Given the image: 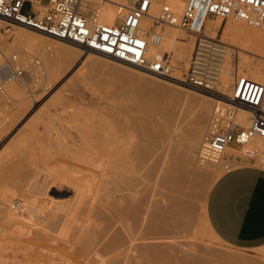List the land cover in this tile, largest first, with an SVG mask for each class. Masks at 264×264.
Wrapping results in <instances>:
<instances>
[{"label":"rangeland","instance_id":"obj_1","mask_svg":"<svg viewBox=\"0 0 264 264\" xmlns=\"http://www.w3.org/2000/svg\"><path fill=\"white\" fill-rule=\"evenodd\" d=\"M117 1L120 5L129 6L134 0ZM247 26L245 24V27ZM263 29L264 27L256 28V30ZM0 30V36L9 44L6 57L15 54L21 59L37 58L42 63L43 61L37 53L41 52L42 54L49 51L56 60L55 66L53 64L55 72H52L53 67L42 64L43 69L46 70V77L40 84L34 83L30 79L22 83V89L25 92L23 96L25 95V97H20V104L12 94H9L10 104L3 101L0 96V105H2L0 106V116L8 106H11L8 112L9 116L3 117L2 115L0 118L2 126L5 128L1 134L4 139L0 147V264H121L120 258H124V256L118 257L119 253L117 252H121L118 248L124 247L123 245L117 247L118 243L116 248L112 245H115V241L120 243V239L124 240V243L127 240L128 244V241L135 236V240H138L137 244L140 246V249L134 253L139 256V258L136 257L137 264H144L146 261L149 245L155 247V252L153 250L152 252L155 257L157 256L156 264H231L228 260L234 256L243 257L255 264H264V247L254 251H245L227 245L214 232L211 225L209 226L210 223L208 224V196L216 180L227 171L226 164L223 167L219 166L221 168L198 166L195 161L198 149L193 152L189 151V146L178 137L183 132L188 133L196 127L197 118L204 105L210 106L213 111L217 104L212 99L215 97L213 93L217 94L220 91V95L231 94L233 86L228 89H221L219 86L216 90L206 92L199 89L193 90L192 87L182 82H173L174 80L170 81L159 77L153 78L141 71L127 69L107 60H100L103 61L102 65L96 67L91 61L97 58L92 55L87 56L83 49L80 54H58L54 48L61 45L55 41L32 35V40L28 38L21 43V40L16 39L19 29L1 21ZM222 30L223 28L219 35L217 34L219 39ZM180 33L186 34L182 31ZM188 39L190 40V36L185 41ZM25 44L30 45L25 47ZM250 47L241 50L237 41V44L230 48L235 50L238 55L247 58L250 61V66L253 67L262 61L261 57H264V54L260 55ZM71 50L75 52L74 49ZM236 64L235 80L237 75L243 74L241 72H246L239 67V58L236 59ZM188 69L185 68V62L180 63L179 70L182 72H180L182 80L186 77ZM172 74H175L173 68ZM5 89L7 90L6 87ZM210 116L211 113L207 116L206 129H208ZM100 117L105 122H102ZM106 120H109L110 123L108 121L106 123ZM119 122L120 124H118ZM111 124L114 128L111 127ZM101 127L108 132L105 133ZM117 128H121L120 132L124 130V136L126 135L124 139L126 140L131 135L128 140L131 141V137H133L135 143L136 138L139 137L140 147L144 153L151 143V147L154 149V160L152 159L155 163L154 178L151 180V174L148 173L149 170L146 167L149 163L144 158L145 161L142 160L144 164L141 162L143 168H140V181L139 179L136 183L132 181L133 178H130L129 171L133 168L130 169L131 161L127 158L126 163L129 164L126 167L129 165V169L124 172L129 174V177L125 175L128 177H126L127 179L123 176L124 179L120 178V181V179L112 178L110 174L97 171L95 174L97 181L92 184L90 191L86 190L82 181L80 187L83 188L78 191L79 186H73L75 180L81 177V165L75 160L76 147L82 145L83 142L91 143L93 137V144L99 143L97 146L101 147L102 135L104 136L105 133L104 137L108 138L115 129L117 131ZM90 129H93L92 132ZM0 131H2L1 128ZM72 152L73 154H71ZM228 152L235 155L227 163L230 168L250 163L264 167L257 155L253 159H248L237 148ZM193 153L195 158L192 156ZM67 154L71 156V160ZM262 158L264 159V155ZM191 159L192 161H189ZM147 174H150L149 177ZM134 175L136 176V174ZM107 176L109 180H107ZM122 179L126 183L130 182L129 184L133 186H128L126 183L124 185ZM117 182L119 184L122 182L123 185L121 183L119 186ZM126 186L130 192L125 188ZM101 187L106 189L103 190ZM121 187L124 188V193ZM60 190L67 192L62 198L57 195ZM113 190L115 193L112 192ZM149 191L153 196H149ZM77 192L81 194L78 195ZM109 194L115 197L111 198V195V200L108 198ZM124 194L128 196H123ZM124 197L132 198L133 201L138 199L134 201L137 202L136 204H140L141 199L144 201L141 203V209L139 207L142 210L141 221L137 222L134 216L136 214L132 215L126 207L130 214L127 211L122 214L123 217L126 215L127 218L125 217L124 221L128 220V222L113 223L115 225L110 226L111 228L106 232L107 235L103 233L105 228H101L105 227L104 223L101 224V227L96 225V229L95 227L87 228L84 218L87 217V214L89 215L92 206H97V209L102 207V212H105V208L110 202L120 201L125 207V204L128 206L130 203V199L127 200ZM149 197L152 198L153 203L151 218L153 235L151 236L147 234L145 219L142 220L143 216L146 218L148 215L146 214L148 213L146 200L151 201ZM87 201L89 202L87 203ZM132 202L129 205H135ZM65 204H68L67 208L60 211L58 207ZM26 208L30 211L28 214L38 212L36 214L38 215L45 212L44 216L37 219L34 214V221L33 218L29 219L26 216L27 220L25 215L22 220H10L14 211L20 212ZM143 210L145 211L143 212ZM131 215L134 216V219L131 218ZM126 229L135 233L130 234ZM128 234L129 236H127ZM226 256L229 257L225 259V263L223 259Z\"/></svg>","mask_w":264,"mask_h":264},{"label":"built area","instance_id":"obj_2","mask_svg":"<svg viewBox=\"0 0 264 264\" xmlns=\"http://www.w3.org/2000/svg\"><path fill=\"white\" fill-rule=\"evenodd\" d=\"M172 2L179 3L177 6ZM106 0H0V21L24 27L63 43L78 45L84 51L104 55L112 60L135 66L146 74L169 78L170 60H150L151 43L161 41L162 31L155 26H169L196 37L190 67L182 82L190 87L211 92L219 88L218 65L226 45L207 34L209 22L240 21L254 28L264 27V0H134L123 15L113 22L105 21L102 6ZM158 5L155 15L152 7ZM152 26L145 30L146 20ZM222 26L218 28L217 34ZM43 70L37 58L21 59L13 54L0 64V94L10 101L5 86L32 78L33 70ZM220 92V91H219ZM222 98L213 109L208 129L198 153L200 166L216 163L230 149H239L248 159L256 151L248 148L254 139L264 141V80L256 81L246 74L238 75L232 93ZM248 113L247 125L240 114ZM0 119V128L2 126ZM0 131V147L4 136ZM226 170L231 169L229 164Z\"/></svg>","mask_w":264,"mask_h":264},{"label":"bare ground","instance_id":"obj_3","mask_svg":"<svg viewBox=\"0 0 264 264\" xmlns=\"http://www.w3.org/2000/svg\"><path fill=\"white\" fill-rule=\"evenodd\" d=\"M90 1H92V2H96L97 0H90ZM173 3V5H175V6H177L179 3H177V2H172ZM126 8H128V6H126V5H120V3L117 1V0H106V3L102 6V15H103V17H104V19H105V21H108V22H113L114 20H115V17L117 16V15H123L126 11H125V9ZM157 10H158V5H154L153 7H152V10H151V14L152 15H155L156 14V12H157ZM244 24V25H243ZM247 25V24H246ZM150 26H152V22L148 19V20H146L145 21V23H144V28H145V30H148L149 29V27ZM222 26V28H223V30H222V35L220 36V42H222V43H224L225 45H226V48H225V54H224V58H223V60H222V62L218 65L219 67H218V70H219V75H220V81H219V86L221 87V89H228V88H231L232 86H233V84H234V82H235V66H237V64H236V59L237 58H239V67L243 70H246V72H241V73H243V74H247L251 79H253V80H256V81H261V79H263L264 78V57H261V59H262V61L261 62H258L255 66H250V61L247 59V58H245L244 56H241V55H238L237 54V52L235 51V50H233L232 48H230V47H232V45H235V44H237V41L239 42V44H240V46H241V50H243V48H247V47H250L251 45L253 46L251 49L252 50H254V51H257V52H259L260 53V55L261 54H264V29L263 30H256V28H254V27H251V26H249V27H251V28H249L248 26L247 27H245V23H243V22H240V21H234V20H229L225 25H223V23H222V21L221 20H219V19H217V20H214V21H211V22H209V24H208V26H207V34H208V36L209 37H211V38H219L218 37V35H217V30H218V28L219 27H221ZM18 29H19V31L16 33V39L18 40V41H20L21 40V43L23 42V41H25L26 39H28V38H32L33 39V36L32 35H38V36H40V37H43L44 39H50V40H52V41H55L56 43H58L59 45H61V46H57V47H55L54 49H55V51L59 54V53H64V54H66V55H74V53H78V54H80V52L81 51H83L82 50V48L81 47H79L78 45H74V44H70V43H63V42H61V41H58V40H56V39H52V38H50V37H47L46 35H43V34H41V33H38V32H36V31H34V30H31V29H27V28H24V27H17ZM254 28V29H253ZM155 29L157 30V31H162V33H161V41L157 44V43H151L150 44V46H149V49H148V53H147V57H148V59H150V60H155V59H163V57H168L169 58V60H170V64H171V67L174 69V71H175V74H172L169 78H165L166 80H170V81H172V80H174L173 82H179L180 83V81H183L182 80V78L180 77L181 75V71L179 70L180 69V63H182V62H185V68H189L190 67V63H191V58H192V54H193V51H194V48H195V43H196V37L195 36H190V35H188L187 33L186 34H183V33H180V31L181 30H179V29H176V28H174V27H169V26H165V27H162V26H155ZM182 32H184V31H182ZM185 33V32H184ZM0 35H1V30H0ZM3 36V35H2ZM190 36V40L188 39V41H185V39H187L188 37ZM42 38V39H43ZM31 39V40H32ZM245 39H247V40H245ZM30 40V41H31ZM26 42H28V41H26ZM9 44H7V42H6V40L4 39V38H2L1 36H0V64L4 61V60H6L8 57H6L7 56V54H8V51H9V46H8ZM11 46L10 47H12V44H10ZM30 44H25V47L26 46H29ZM42 45V44H41ZM39 46H40V44H39ZM74 49L75 50V52L74 51H72L71 49ZM70 49V50H69ZM248 49V48H247ZM42 50H43V48H42ZM87 56H90V55H92V56H94L95 58H97V59H94V60H92L91 61V63L94 65V66H96V67H98V66H101L102 65V62L103 61H100V60H107V61H111V62H113V63H115V64H117V65H120V66H122V67H125V68H127V69H131V70H135V71H140L139 69H137L135 66H133V65H130V64H126V63H123V62H119V61H116V60H112V59H110L109 57H107V56H104V55H100V54H97V53H94V52H92V51H85L84 52ZM57 54V55H58ZM37 55L41 58V60L43 61L42 62V64L45 66H47L48 65V67L49 66H51V67H53V64H54V66H55V61L56 60H54V57L52 56V54H51V52H49V51H45V53L43 52L42 54H41V52H40V54H38L37 53ZM12 56V55H11ZM56 58V57H55ZM65 63V62H64ZM62 64V63H61ZM42 65V66H43ZM54 68V70L52 71V68H51V71L52 72H55L56 71V69H55V67H53ZM33 73H32V78L30 79V80H33L34 81V83H41L42 81H43V79H45V77H46V70H33L32 71ZM142 73H144L143 71H141ZM181 72V73H180ZM145 75H148V76H150V77H153V78H157L158 76L157 75H153V74H146V73H144ZM241 75V74H240ZM238 76V75H237ZM26 80H24L23 82H25ZM27 81H28V79H27ZM263 81V80H262ZM23 82H21V83H7L6 85L7 86H5L6 88H7V90H6V92H7V94L9 95V94H12L15 98H16V100H18V103L20 104L21 102H20V97H22L23 96V94H25V92L23 91V89H22V83ZM137 83V82H136ZM135 84V83H134ZM191 89H193V90H196V88H191ZM229 91V90H228ZM9 92V93H8ZM231 93H232V91H231ZM0 96H1V98L3 99V101H5L6 103H8V104H10L9 102H11V99H10V101L9 100H7L6 98H4L1 94H0ZM25 97V95L23 96V98ZM28 97V96H27ZM9 98H10V95H9ZM13 98V97H12ZM212 99H214L215 100V102L216 103H218L219 101H222V98H220V97H218V96H215L214 98H212ZM27 100V99H26ZM55 101V100H54ZM13 102V101H12ZM16 103H17V101H15ZM24 103H25V101H23ZM55 102H57V101H55ZM59 102V101H58ZM60 103V102H59ZM205 103V102H204ZM207 103V102H206ZM15 104V103H14ZM19 104H17V105H19ZM23 104V103H22ZM21 104V105H22ZM209 104V103H208ZM25 105V104H24ZM62 105H64V104H62ZM74 105V104H73ZM0 106H2V105H0ZM16 106V105H15ZM61 106V105H60ZM65 106V105H64ZM5 107V106H4ZM7 107V106H6ZM66 107V106H65ZM62 108H64V107H62ZM208 108H209V110H208ZM11 109V106H8L6 109H5V112L2 114L3 115V117H8L9 115H8V112H9V110ZM18 109H19V107H18ZM214 109V108H213ZM2 110V109H1ZM20 111V110H19ZM212 109L210 108V106H206V105H204L203 107H202V110H201V113L199 114L200 116L197 118V121H196V127L193 129V130H190V132H188V133H185V132H183V134H180L178 137L182 140V141H184L188 146H189V151H194V150H196V149H198V153H199V151H200V149H201V147H202V144H203V141H204V138H205V135H206V132H207V129H206V122H207V116H208V114L210 115V113H211V115H212ZM3 112V111H2ZM101 114V113H100ZM99 114V115H100ZM1 115V116H2ZM112 115V114H111ZM0 116V118H2ZM106 117V116H105ZM248 117H249V114L248 113H244V112H242L241 114H240V118H241V120H242V123L243 124H245V125H247V123H246V121L248 120ZM94 118V117H93ZM210 118H211V116H210ZM85 119V118H84ZM95 119V118H94ZM100 119H101V117H100ZM104 119V118H103ZM110 119V118H109ZM119 120V119H118ZM120 120H121V118H120ZM101 121L103 122L104 120H102L101 119ZM107 121L110 123V121L109 120H106V123H107ZM122 121V120H121ZM209 121H210V119H209ZM105 122V121H104ZM126 122V121H125ZM74 123V122H73ZM91 123V122H90ZM108 123V124H109ZM112 123V122H111ZM99 124V123H98ZM116 124V123H115ZM118 124H120V122L118 123ZM122 124V123H121ZM136 124H137V122H136ZM204 124H205V126H204ZM97 125V124H96ZM113 125H114V123H113ZM117 125V124H116ZM138 125V124H137ZM208 125H209V123H208ZM93 126V125H92ZM91 126V127H92ZM91 127H88V128H91ZM111 127H112V124H111ZM120 127V126H119ZM127 127V126H126ZM133 127V126H132ZM132 127H131V129H132ZM138 127V126H137ZM94 129H95V127H93ZM98 128H100L99 126H98ZM101 128H103V127H101ZM105 128H106V126H105ZM112 128H114V127H112ZM124 128V127H123ZM205 128V129H204ZM1 129H2V131L1 132H3V130L5 129L4 128V126H1ZM97 129V128H96ZM104 129V128H103ZM102 129V130H103ZM108 129V128H107ZM126 129V128H125ZM129 129V128H128ZM139 129V128H138ZM91 130V132H92V130L93 129H90ZM98 130V129H97ZM99 130H101V129H99ZM101 130V131H102ZM105 131V133H106V129H104ZM114 130V129H113ZM116 130V129H115ZM113 131L112 133H110V135H109V137L108 138H105L104 136H105V133H104V136L102 135V141H100V144H102L101 145V147H99L100 145H98L97 146V144H99V143H97V144H93V140H94V137H93V139L91 140L92 142L91 143H87V142H83V141H85V140H83L82 142H83V144L82 145H78V147H76L77 149H76V157H75V160H76V162H78V164L79 165H81L80 167L83 169H81L80 168V170H81V173H82V175H81V173H80V178L78 177L75 181V183L73 184L72 182V184H73V186L74 185H78L77 187V189H78V191L79 190H81L83 187H80V185L82 184V183H84V186L86 187V190L87 189H89V191H90V187L91 186H93L92 184L93 183H95V181H97L96 180V178H95V174H97L96 172L97 171H102L103 173H107V174H110V176L112 177V178H114V179H120V178H123L124 179V177H125V175H127L126 173H124L125 172V170L127 171L129 168V165L126 167V165L127 164H129V163H126V159L127 158H129V160L131 161V167H130V169H132L131 171H129L131 174V176H130V178H133L132 179V181H135V183H136V181H137V179H139V181H140V179L141 178H139L140 177V174H141V172H140V168L143 166L142 164H141V162H142V160L145 158V160L147 161V163H149L148 164V166H146L147 168H148V170H149V172L148 173H150L151 174V176H150V178H151V180H152V178H154L153 177V171H154V164L155 163H153V161H152V159H153V150L154 149H152L153 147H151V143H150V145L147 147V149H146V151H145V153H144V151H143V149L140 147V145H141V143L139 142L140 140H138L139 139V137H138V139L136 138V142L134 143L133 142V137H131L132 138V140H131V138H130V140L131 141H129L128 139H129V137L131 136L130 135V133H132V131L130 132V130H129V134L128 135H130L129 137H128V139L126 140V139H124V137L126 138V135L124 136V133H123V131L124 130H122V132H120L121 131V128H117V131ZM119 130V131H118ZM133 130H135V129H133ZM205 130V131H204ZM112 131V130H111ZM110 131V132H111ZM178 131V130H177ZM108 132V131H107ZM134 132V131H133ZM205 132V133H204ZM101 133V132H100ZM125 133H127V132H125ZM136 133V132H135ZM95 134V133H94ZM103 134V133H102ZM109 134V133H108ZM80 135H81V133H80ZM96 135V134H95ZM134 135V134H133ZM97 136V135H96ZM106 136H107V134H106ZM136 136H134V137H136ZM85 137H86V135H85ZM89 137V136H88ZM103 137H104V139H103ZM81 138H83L82 136H81ZM87 138V137H86ZM91 138V137H90ZM89 138V139H90ZM98 139V138H97ZM97 139H96V142H97ZM88 140V139H87ZM80 141H81V139H80ZM90 141V140H89ZM134 141H135V139H134ZM95 142V141H94ZM103 142V143H102ZM68 143V142H67ZM79 143V144H80ZM85 147H84V146ZM128 145H129V148H128ZM198 146H199V148H198ZM75 147V146H74ZM248 148H252V149H254L255 151H256V155L259 157V160L261 161V162H263V164H264V159L262 158V156L264 155V141L263 140H261V139H254L249 145H248ZM65 149V148H64ZM230 150H233V149H230ZM230 150H228V151H230ZM227 151V153H226V157H227V159H226V157H224L222 160H220V161H218V162H216V163H209V164H207V165H205V166H200L199 165V162H198V156H197V160L195 159V161L197 162V165L198 166H200V167H206L207 166V168H208V166H214V167H219V166H221V167H223L225 164H227V163H229L231 160H230V158L231 157H235V155H234V153H232V152H228ZM65 152V151H64ZM71 152V151H70ZM71 154H73V152L71 153ZM68 155V154H67ZM75 155V154H74ZM193 155H195L194 153L192 154V156ZM69 156V155H68ZM185 156V155H184ZM71 156H69L68 158L71 160V158H70ZM188 157H190L189 155H188ZM194 157V156H193ZM191 158V157H190ZM195 158V157H194ZM193 159V158H192ZM192 159L191 160H189V161H192ZM145 160H143V162L145 161ZM154 160V159H153ZM142 162V163H143ZM193 162H194V159H193ZM192 163V162H191ZM144 164V163H143ZM142 165V166H141ZM221 167H219V168H221ZM143 168V167H142ZM146 168V169H147ZM142 170H144V169H142ZM156 170V169H155ZM78 171V170H77ZM83 171V172H82ZM155 172V171H154ZM128 173V172H127ZM146 173H147V170H146ZM134 174H136V176L134 175ZM149 174V175H150ZM79 175V174H78ZM148 175V174H147ZM149 175H148V177H149ZM124 176V177H123ZM128 177H129V174L127 175ZM126 176V177H127ZM134 176H135V178H134ZM77 177V176H76ZM125 177V178H126ZM127 177V178H128ZM104 178H105V176H104ZM103 178V179H104ZM126 178V179H127ZM149 178V179H150ZM106 179V178H105ZM123 179H122V182H124L123 181ZM107 180H109L108 179V176H107ZM111 180V179H110ZM117 180V181H118ZM143 180H145V179H143ZM150 180V181H151ZM81 181H82V183H81ZM103 181V180H102ZM101 181V182H102ZM120 181H121V179H120ZM131 181V182H132ZM147 181H149V180H147ZM147 181H144V182H147ZM149 181V182H150ZM100 182V183H101ZM105 182V181H104ZM111 182H113V181H111ZM110 182V183H111ZM122 182H120V184L122 183ZM138 182V181H137ZM148 182V183H149ZM64 183V182H63ZM126 182H124V185H126V184H128V186H131L129 183L130 182H128V183H126ZM133 183V182H132ZM140 183V182H139ZM147 183V184H148ZM70 184V183H69ZM102 184V183H101ZM106 185H107V183H105ZM112 184V183H111ZM117 184H119L118 182H117ZM119 184V186H121ZM134 184V183H133ZM153 184V183H152ZM122 185H123V183H122ZM137 185H139V184H137ZM136 185V187H138ZM140 185H142V184H140ZM100 186V185H99ZM112 186V185H111ZM110 186V187H111ZM128 186H126L125 188H127ZM133 186V185H132ZM131 186V187H132ZM75 187V186H74ZM108 187V189H109V186H107ZM117 187V186H116ZM135 187V186H134ZM136 187H135V189H136ZM81 188V189H80ZM92 188V187H91ZM102 188V187H101ZM115 188V187H114ZM118 188V187H117ZM85 189V188H84ZM94 189V188H93ZM103 189V188H102ZM106 189V188H105ZM105 189H103V190H105ZM116 189V188H115ZM123 189L124 188H122L121 187V190L123 191ZM128 189V188H127ZM59 190V189H58ZM110 190V189H109ZM148 190V189H147ZM150 190V189H149ZM152 190H153V188H152ZM151 190V191H152ZM88 191V190H87ZM93 191V190H92ZM108 191V190H107ZM106 191V192H107ZM111 191V190H110ZM115 191H117V190H115ZM119 191V190H118ZM117 191V192H118ZM127 191V190H126ZM125 191V192H126ZM128 191H129V189H128ZM132 191V190H131ZM99 192V191H98ZM112 192H114V190L112 191ZM120 192V191H119ZM130 192V191H129ZM137 192H139V191H137ZM67 192L66 191H62V190H60V191H58L57 192V195H58V197L59 198H62L65 194H66ZM78 193V192H77ZM115 193V192H114ZM114 193H112L113 195H114ZM120 193H122V192H120ZM123 193H124V191H123ZM151 193H153V192H151ZM79 194H81V193H78V195ZM85 194V193H84ZM112 194H109V199H111V198H114L113 197V195ZM129 194V193H128ZM130 194H132V193H130ZM149 194H150V191H149ZM83 195V194H82ZM88 195V194H87ZM111 195H112V197H111ZM136 195H138V194H136ZM77 196V195H76ZM117 196V195H116ZM119 196V195H118ZM123 196H128V195H123ZM122 196V197H123ZM132 196H133V194H132ZM134 196H135V193H134ZM149 196H153V195H149ZM80 197V196H79ZM89 197V196H88ZM111 197V198H110ZM121 197V198H122ZM130 197H131V195H130ZM136 197V196H135ZM120 198V197H119ZM124 198H126L127 200L128 199H130V198H128V197H124ZM137 198V197H136ZM150 198V197H149ZM108 199V200H109ZM54 200V199H53ZM60 200V199H59ZM90 200V199H89ZM112 200V199H111ZM116 200H117V198H116ZM119 200V199H118ZM132 200V198L129 200L130 201V203L129 204H131V202L133 201H131ZM135 200H138V199H135ZM134 200V201H135ZM148 200V201H147ZM146 200V205H147V210H146V208H145V210L148 212V213H146V214H148L147 215V220H146V218L143 216V219L142 220H144L145 219V223H147L146 225H147V227H146V230H147V234L148 235H153V224H152V221H151V218H152V206H153V203H152V198H150V200L151 201H149V199H147ZM110 201V200H109ZM124 201V200H123ZM122 201V202H123ZM132 202V204L134 203L135 205H129L128 204V206H126V204H125V207H123V204L120 202V201H118V202H114V203H112V202H110V204H108L107 206L108 207H106L105 209V212L103 213L102 212V207L101 208H99V209H97V206L96 207H94V206H92V208L90 209V211H89V215L87 214V217L86 218H84V221L86 222V226H87V228L88 229H90V228H92V227H95L96 225L97 226H99V227H101V224L102 223H104V225H105V227L103 226V227H101V228H105V229H103V233H106V232H108V229H110L111 227L110 226H114L113 225V223H122L125 219V217H126V215H125V217H123L124 215V213L123 212H125V211H127L126 209L128 208V210L130 211V213H132V215H134V214H136V215H134L135 217H136V219H137V222L140 220L141 221V219L140 218H142L141 216H142V210H140L141 209V203L142 202H144V201H142V199H141V203L140 204H136L135 202ZM139 201H140V199H139ZM63 202V201H62ZM68 202V201H67ZM89 201H87V203H88ZM32 203V202H31ZM59 203H61V202H59ZM103 203V202H102ZM26 204V203H25ZM35 204V203H34ZM44 204V203H43ZM48 204H50V203H48ZM70 204V203H69ZM27 205V204H26ZM46 205V204H45ZM59 205V204H58ZM57 205V206H58ZM68 205V204H67ZM67 205L65 204V205H61V206H59L58 208H59V210L60 211H62L63 209H65V208H67ZM116 205H118L117 207H116ZM122 205V206H121ZM129 206H130V208H129ZM132 206V207H131ZM115 207V208H114ZM127 207V208H126ZM139 207H140V209H139ZM146 207V206H145ZM48 208H50V207H48ZM48 208H47V210H48ZM75 208V207H74ZM89 208V207H88ZM93 208H95L94 210H93ZM118 208H119V210H118ZM45 209V208H44ZM51 209V208H50ZM143 209V208H142ZM29 209L28 208H26L25 210H23V211H14V215L12 214V219H10L11 221H15V220H18V219H20V220H22V217H24V215H25V218H26V216L30 219H32L33 218V221H34V214H35V216H37L36 218L38 219L39 217H42V216H44L43 215V213H45V212H43V213H41V214H38V215H36L37 213L35 212L34 214H32V213H29L28 214V212H30V211H28ZM31 210H32V212H33V209L31 208ZM41 210V209H40ZM47 210H46V213H47ZM86 210H87V208H86ZM145 210H143V212L145 211ZM56 211H57V207H56ZM129 211H127L128 212V214H130L129 213ZM85 212V211H84ZM53 213V212H52ZM58 213V212H57ZM66 213H67V210H66ZM65 213V214H66ZM69 213V212H68ZM123 213V214H122ZM64 214V215H65ZM141 214V215H140ZM21 215H23V216H21ZM54 215V214H53ZM58 215H60V214H58ZM69 215V214H68ZM78 215H79V213H78ZM131 215V218H133L134 219V216H132ZM143 215H145L144 213H143ZM49 216V215H48ZM67 216V215H66ZM81 216V215H80ZM46 217H47V215H46ZM48 218V217H47ZM55 218V217H54ZM66 218V217H65ZM75 218V217H74ZM127 218V217H126ZM128 218H130V215H128ZM27 219V218H26ZM25 219V220H26ZM51 219V218H50ZM56 219H57V217H56ZM67 219V218H66ZM133 219H132V221H133ZM28 220V219H27ZM41 220H42V218H41ZM48 219H46V221H47ZM60 220V219H59ZM68 220V219H67ZM30 221V220H29ZM49 221V220H48ZM41 222V221H40ZM43 222V221H42ZM58 222V221H57ZM57 222H55L56 224H58ZM125 222V221H124ZM127 222H128V220H127ZM127 222H125V223H127ZM134 222V221H133ZM45 224V223H44ZM53 224H54V222H53ZM99 224V225H98ZM130 224V223H129ZM129 224H127V225H129ZM138 224V223H137ZM39 225V224H38ZM51 225H52V223H51ZM50 225V226H51ZM103 225V224H102ZM121 225V224H120ZM140 225V224H139ZM141 225H142V223H141ZM41 226V225H40ZM49 226V227H50ZM54 226H55V224H54ZM90 226V227H89ZM122 226V225H121ZM132 227V226H131ZM131 227H129V228H131ZM41 228H42V226H41ZM53 228V227H52ZM97 227H95V229H96ZM123 228V227H122ZM121 228V230H123ZM120 229V228H119ZM85 230V229H84ZM49 231V230H48ZM58 231V230H57ZM96 231V230H95ZM124 231V230H123ZM126 231H127V229H126ZM129 232H130V234H133V233H135V232H131L130 231V229L128 230ZM127 231V232H128ZM212 231V230H211ZM55 232H56V230H55ZM122 232V231H121ZM138 232V231H137ZM115 234V233H114ZM97 235V234H96ZM106 235H107V233H106ZM118 235H120V234H118ZM125 235V234H124ZM135 235V234H134ZM93 236V235H92ZM103 236V235H102ZM127 236H129V234L127 235ZM119 237V236H118ZM131 238H132V236H130ZM119 238H121V237H119ZM118 238V239H119ZM124 239H125V237H123ZM135 238H136V236H135ZM135 238H132V239H130L129 237H128V239H130V241H128L129 243L127 244L126 242H127V240H126V244L124 243V240L123 241H121V239H120V243L117 241H115V245L113 246L112 245V247H114V248H116L115 246L117 245V243H118V245H117V247H121L122 245H123V247L124 248H118V249H120L121 250V252L120 251H118L117 253H119V256L118 257H120V256H124V258H120L121 259V264H137V258L136 257H138L139 258V256L137 255H135L134 253H136L137 251H138V249H140V246L137 244V239L135 240ZM116 239H117V235H116ZM121 242H122V244H121ZM13 243V242H12ZM11 243V244H12ZM112 244H114V241H112ZM125 244V245H124ZM121 245V246H120ZM148 245V244H147ZM96 248V247H95ZM94 248V249H95ZM155 248V247H154ZM154 248H153V246H151V245H149L148 246V250L147 251H149V252H146V253H148V256H147V258L145 259L146 261L144 262V264H156L155 263V259H156V257H155V255H154V253L152 252V250L154 251ZM141 252V251H140ZM155 252V251H154ZM114 253V252H113ZM116 253V254H117ZM108 254V253H107ZM111 254V253H110ZM229 257V256H228ZM228 257L226 256V257H224V261H225V263H226V258L228 259ZM137 259V260H136ZM157 261V260H156ZM222 261V260H221ZM228 261H230L231 262V264H255V263H253V262H251V261H249L248 259H244L243 257L241 258V257H238V256H234V257H232V258H230V260H228ZM228 263V262H227ZM256 263H257V261H256ZM140 264V263H139Z\"/></svg>","mask_w":264,"mask_h":264},{"label":"crops","instance_id":"obj_4","mask_svg":"<svg viewBox=\"0 0 264 264\" xmlns=\"http://www.w3.org/2000/svg\"><path fill=\"white\" fill-rule=\"evenodd\" d=\"M207 219L227 245L245 251L264 247V167L250 163L223 173L210 190Z\"/></svg>","mask_w":264,"mask_h":264}]
</instances>
